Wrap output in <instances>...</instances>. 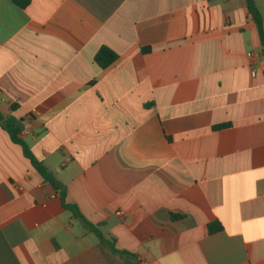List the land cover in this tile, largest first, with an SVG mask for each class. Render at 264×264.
Listing matches in <instances>:
<instances>
[{
	"label": "crops",
	"instance_id": "crops-1",
	"mask_svg": "<svg viewBox=\"0 0 264 264\" xmlns=\"http://www.w3.org/2000/svg\"><path fill=\"white\" fill-rule=\"evenodd\" d=\"M263 53L247 0H0V113L139 264H264ZM127 263L0 125V264Z\"/></svg>",
	"mask_w": 264,
	"mask_h": 264
},
{
	"label": "trees",
	"instance_id": "trees-1",
	"mask_svg": "<svg viewBox=\"0 0 264 264\" xmlns=\"http://www.w3.org/2000/svg\"><path fill=\"white\" fill-rule=\"evenodd\" d=\"M12 3L21 10H26L31 5V0H11ZM248 8L251 16L253 17L260 33L262 43L264 45V25L262 16L257 8L256 0H247ZM143 53H151V49H143ZM264 55V53H263ZM119 60V56L107 47H103L95 58L96 64L103 70L109 69ZM0 125L10 135L11 140L14 144L20 146L23 150L24 156L28 159L33 168L40 174L46 183L50 184L61 198L64 208L69 211L72 217L76 220L82 221L88 230L94 233L101 243L110 250L113 254L121 256L128 262L127 264H139L138 258L128 252L119 251L116 247V241L114 239H108L99 229L84 218L79 208L74 205H70L67 202V188L65 185L60 183L55 176L47 169V167L40 162L33 154L30 146L21 139V129L18 122L13 118H5L0 113ZM222 128V127H220ZM179 218V217H174ZM223 230V226L220 223L212 224L209 226L210 234H216Z\"/></svg>",
	"mask_w": 264,
	"mask_h": 264
},
{
	"label": "built area",
	"instance_id": "built-area-1",
	"mask_svg": "<svg viewBox=\"0 0 264 264\" xmlns=\"http://www.w3.org/2000/svg\"><path fill=\"white\" fill-rule=\"evenodd\" d=\"M249 57L250 58H253V54H249ZM118 216L119 217H123L124 216V213L123 212H118Z\"/></svg>",
	"mask_w": 264,
	"mask_h": 264
}]
</instances>
